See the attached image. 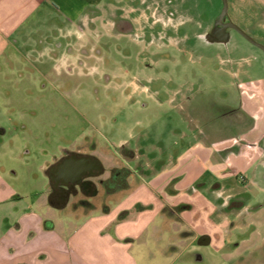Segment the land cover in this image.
<instances>
[{
	"label": "rangeland",
	"instance_id": "rangeland-1",
	"mask_svg": "<svg viewBox=\"0 0 264 264\" xmlns=\"http://www.w3.org/2000/svg\"><path fill=\"white\" fill-rule=\"evenodd\" d=\"M228 3L229 17L264 44V0ZM119 7L136 24L134 32L121 31L128 28L123 21L116 27ZM167 7L165 0H108L69 61L29 56L20 45L0 58V124L7 131L0 135V170L21 194L29 197L30 188L48 181L45 165L62 148L94 153L108 168L126 165L133 180H146L165 162L169 174L178 150L190 144L260 133L231 107L241 106L252 89L242 84L247 75L264 79V51L234 29L226 40L213 35L222 0H172L174 14L164 19L169 40L147 33V17H163ZM258 97L262 102L264 91ZM191 129L196 135L185 136ZM225 170L230 177L206 171L182 191L183 220L151 212L135 243L141 264H264V161L245 170L246 186L238 181V163ZM217 181L222 189L213 188ZM131 190L105 199L117 205ZM102 200L95 199L99 210ZM40 205L42 213L70 218L69 209ZM192 224L197 233H213L212 242L185 236Z\"/></svg>",
	"mask_w": 264,
	"mask_h": 264
},
{
	"label": "crops",
	"instance_id": "crops-1",
	"mask_svg": "<svg viewBox=\"0 0 264 264\" xmlns=\"http://www.w3.org/2000/svg\"><path fill=\"white\" fill-rule=\"evenodd\" d=\"M107 1L0 0V58L9 48L16 49L20 45L28 48L26 55L38 54L51 61H67L70 50L85 46L83 36L87 35L92 21L105 15ZM114 6L113 13L118 9ZM242 84L252 88L251 92H245L248 96L241 106L232 107L251 119L252 129L261 128L258 135L247 133L242 140L231 137L218 141L219 146L216 141H206V144L199 141L196 146L190 144L186 150H178L169 174L163 172L165 162L157 174L146 180L141 177H137L140 181L133 180V175L128 177L126 189H134L117 205L109 204L100 210L98 207L72 208L70 204L58 206L53 201L48 173V181L39 189L30 188L27 195H33V199H29L11 185L6 172L0 170V264H141L135 243L139 233L149 226L151 212L160 213L166 219L172 216V219L183 220L186 208H174L182 201V191L199 183L206 171L218 173L216 179L228 178L230 174L224 168L238 163L241 167L238 181L246 186L245 170L252 166L257 168L264 161V152L260 149H264V112H260L256 104L258 102L264 111V98L261 102L258 97L261 90L264 91V79L255 80L247 75ZM253 90L256 92L251 96ZM0 127L3 126L0 124ZM192 129L188 131L190 135L185 136L196 135ZM6 132L5 129L0 135ZM184 144L186 146V142ZM243 152L248 156L246 161L240 154ZM213 188L222 189V183L217 181ZM47 202L52 209L62 212L69 209L70 218L53 215L48 210L42 213L40 204L44 206ZM168 208L169 212L166 211ZM136 210L140 212L136 213ZM193 225L185 236L193 235L196 240L204 232L197 233L191 229ZM212 234L209 233L211 242Z\"/></svg>",
	"mask_w": 264,
	"mask_h": 264
},
{
	"label": "flooded vegetation",
	"instance_id": "flooded-vegetation-1",
	"mask_svg": "<svg viewBox=\"0 0 264 264\" xmlns=\"http://www.w3.org/2000/svg\"><path fill=\"white\" fill-rule=\"evenodd\" d=\"M165 1L166 5H168L167 9L165 10L166 15L163 17H157L155 16V14H150L145 21V31L150 34H154L155 37L156 35H159V37L165 39V41H168L170 29L168 26H165L166 22L164 21V19L169 18L170 14L173 15L174 11H172L170 8V3L172 2V0ZM122 12V7H119L118 12L116 13V27L119 28L118 30H121L123 21V23H127L128 28H125L121 31L134 32L137 27L136 24L131 18L126 19V17L130 16H125ZM219 15H217L213 19L212 33L215 37L226 40L228 36L227 32H229L230 29H234L226 26V23H229V21L232 19L229 17V13L222 19H220ZM236 32L238 33V31ZM150 40H153L151 36ZM4 130L5 129H3V127H0V133H4ZM94 147L97 148V144H95ZM123 148V150L125 151H130V149H126L125 147ZM97 158H100L104 166L102 171L96 167L95 160ZM78 168L84 171L85 178L83 180H79L76 176L68 178V174H64V171L66 170H76ZM45 172L48 173L47 175L51 180L53 189L52 197L56 205L63 206L70 204L72 208L83 206V208L85 209L97 207L95 199L101 197L103 198V200L101 201L102 207L104 208L108 206L109 203L105 198L115 192L117 193L122 189H125L126 187H124V185L126 184L128 177L134 174L133 169L126 165H114L108 168L103 163L100 156H97L96 154L91 152H86L84 150H68V148H62L60 156L46 166ZM62 184L65 185V188H62ZM236 202L238 203L240 201ZM243 206L244 202L241 201V206L239 207ZM202 235L197 238V241ZM203 241L204 239L200 240L199 243L202 244ZM256 248L257 247H255L254 249Z\"/></svg>",
	"mask_w": 264,
	"mask_h": 264
},
{
	"label": "water",
	"instance_id": "water-1",
	"mask_svg": "<svg viewBox=\"0 0 264 264\" xmlns=\"http://www.w3.org/2000/svg\"><path fill=\"white\" fill-rule=\"evenodd\" d=\"M222 2H223V7H222L221 14L219 15L220 19H222V18H224L226 15H228V11H229V3H228V0H222ZM226 26H229V27H231V28L236 29V31H238V33H240L244 38H246V39H247L248 41H250L253 45H255V46L261 48V50L264 51V44L261 43V42H259V41H257L256 39H254V38L252 37V35L249 34L248 31H246V30H245L244 28H242L240 25L236 24V22L230 20L229 23H226ZM95 162H96V163H95V164H96V167L102 171L103 168H104V166H103V164H102L100 158H97V159L95 160ZM65 173L68 174V175H67V176H69L68 178H72V177H74V176H76L79 180H81V179L83 180V179L85 178V177H84V171H83L82 169H80V168H78V169H76V170H72V169H70V170H66V171H64V174H65ZM64 186H65V185L62 184V188H65ZM203 239H204V241L202 242V244H209V243H211V236H210L209 234H207V233H206V234H203V235L200 237L199 241H200V240H203Z\"/></svg>",
	"mask_w": 264,
	"mask_h": 264
},
{
	"label": "trees",
	"instance_id": "trees-1",
	"mask_svg": "<svg viewBox=\"0 0 264 264\" xmlns=\"http://www.w3.org/2000/svg\"><path fill=\"white\" fill-rule=\"evenodd\" d=\"M231 109H233V111H240L239 109L233 108V107H231ZM242 113H244V112H242ZM128 185H129V182H128V179H127L126 184L124 185V187H128ZM179 208H181V207L179 206Z\"/></svg>",
	"mask_w": 264,
	"mask_h": 264
},
{
	"label": "built area",
	"instance_id": "built-area-1",
	"mask_svg": "<svg viewBox=\"0 0 264 264\" xmlns=\"http://www.w3.org/2000/svg\"><path fill=\"white\" fill-rule=\"evenodd\" d=\"M241 178H242V180H244L245 179V176L242 175Z\"/></svg>",
	"mask_w": 264,
	"mask_h": 264
}]
</instances>
